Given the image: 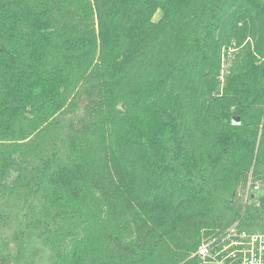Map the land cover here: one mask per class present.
<instances>
[{"label":"trees","instance_id":"obj_1","mask_svg":"<svg viewBox=\"0 0 264 264\" xmlns=\"http://www.w3.org/2000/svg\"><path fill=\"white\" fill-rule=\"evenodd\" d=\"M236 224L264 233V0H0V264H201Z\"/></svg>","mask_w":264,"mask_h":264},{"label":"built area","instance_id":"obj_2","mask_svg":"<svg viewBox=\"0 0 264 264\" xmlns=\"http://www.w3.org/2000/svg\"><path fill=\"white\" fill-rule=\"evenodd\" d=\"M260 184L251 191L259 192ZM201 264H264V233H249L238 225L203 242L195 253Z\"/></svg>","mask_w":264,"mask_h":264},{"label":"rangeland","instance_id":"obj_3","mask_svg":"<svg viewBox=\"0 0 264 264\" xmlns=\"http://www.w3.org/2000/svg\"><path fill=\"white\" fill-rule=\"evenodd\" d=\"M225 67V66H224ZM224 74V73H223ZM223 74H222V76H223Z\"/></svg>","mask_w":264,"mask_h":264}]
</instances>
